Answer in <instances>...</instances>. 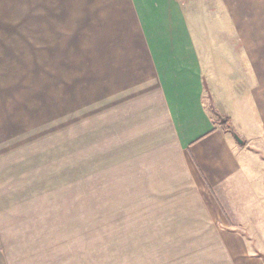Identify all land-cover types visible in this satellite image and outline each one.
Instances as JSON below:
<instances>
[{
  "label": "crops",
  "instance_id": "obj_1",
  "mask_svg": "<svg viewBox=\"0 0 264 264\" xmlns=\"http://www.w3.org/2000/svg\"><path fill=\"white\" fill-rule=\"evenodd\" d=\"M87 4L99 132L145 208L105 256L10 258L0 236V264H264V0Z\"/></svg>",
  "mask_w": 264,
  "mask_h": 264
},
{
  "label": "rangeland",
  "instance_id": "obj_2",
  "mask_svg": "<svg viewBox=\"0 0 264 264\" xmlns=\"http://www.w3.org/2000/svg\"><path fill=\"white\" fill-rule=\"evenodd\" d=\"M88 1L0 0V157L19 166L0 205L10 258L105 256L128 236L114 233L125 211L145 208L128 201V164L99 132L110 108L94 101L81 46L83 19H96Z\"/></svg>",
  "mask_w": 264,
  "mask_h": 264
},
{
  "label": "water",
  "instance_id": "obj_3",
  "mask_svg": "<svg viewBox=\"0 0 264 264\" xmlns=\"http://www.w3.org/2000/svg\"><path fill=\"white\" fill-rule=\"evenodd\" d=\"M230 131L238 143H243V140L233 131V129L230 128Z\"/></svg>",
  "mask_w": 264,
  "mask_h": 264
}]
</instances>
